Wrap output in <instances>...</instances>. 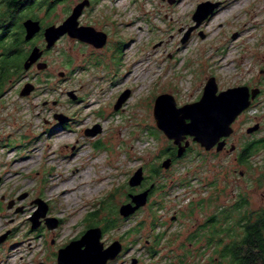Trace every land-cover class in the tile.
<instances>
[{
	"label": "rangeland",
	"instance_id": "obj_1",
	"mask_svg": "<svg viewBox=\"0 0 264 264\" xmlns=\"http://www.w3.org/2000/svg\"><path fill=\"white\" fill-rule=\"evenodd\" d=\"M99 1L85 22L108 31L109 45L92 51L61 40L46 57L55 78L39 84L27 98L12 93L0 101L3 190L29 193L20 201L26 205L21 212L2 205L0 234L10 230V237L0 245V264H57L55 251L88 229L117 226L113 234H122L129 248L125 264L133 256L140 257V264H168L185 241L191 207L195 218L217 212L223 226L231 227L255 221L264 211V146L247 162L240 160L246 143L264 139V95L239 119L231 137L234 152H206L188 136L189 152L170 169L161 163L174 143L154 117L159 95L171 94L179 107L196 102L212 76L219 91L240 85L264 89V0ZM205 1L219 5L194 27L193 13ZM74 2L58 4L48 17L62 19ZM44 10L34 12L43 16ZM58 70L65 75L59 77ZM137 75L146 77L139 80ZM127 89L129 98L114 109ZM70 90L79 100L71 99ZM56 113L67 120L60 122ZM251 119L263 122L254 137L246 132ZM95 126L99 132L86 134ZM141 166L150 182L162 184V191L159 187L136 214L121 216L120 205L135 189L129 179ZM155 166L161 172L153 177ZM88 171L93 177L85 184L81 176ZM37 197L60 220L56 228L32 230L30 217L38 208L32 201ZM223 210L231 214L227 220ZM173 214L178 221H171ZM157 236L162 237L156 245L160 255L151 259L144 248Z\"/></svg>",
	"mask_w": 264,
	"mask_h": 264
},
{
	"label": "flooded vegetation",
	"instance_id": "obj_2",
	"mask_svg": "<svg viewBox=\"0 0 264 264\" xmlns=\"http://www.w3.org/2000/svg\"><path fill=\"white\" fill-rule=\"evenodd\" d=\"M8 1L10 0H0V15L4 14L5 12H8L9 14L8 18H0V35L4 33L6 34L5 37L2 39V41L0 42V73H1V76H3L4 79L6 80V81L4 80V83L1 84L0 101L3 100L5 97L11 96L12 93H16L20 99L27 98L31 96L33 93H36L38 91L39 84H47L48 81L52 77L55 78V76L53 75L55 74L56 71L51 70V67H52L51 62L48 61L46 57L61 40L71 39L74 43H77L81 46H85L92 51L94 50L98 51V50L104 49L107 45H109L108 43H110L111 35L108 31L104 29H98L95 26L89 24L88 22H85V18L88 16V13L91 11V9H93L97 5L99 0H75L73 5L66 9L64 13V17L57 21L53 18H49L48 14L51 13V11L55 8V6H57L58 4H63L67 2L68 0H13L18 4L17 5L18 8L15 9V11H19L17 20L12 18L14 14L13 13L14 8H12L9 11L7 10ZM29 1L32 3V6L23 7V4ZM81 3L84 4V6L81 10L80 16L77 19L78 27H88L89 26V27L95 28L98 31H102L106 33V36H107L106 44L103 47H96L91 43L82 41L79 38H73L70 35L65 34L62 37H60L52 47L48 48L45 35H44L45 29L50 26H59L63 24L64 21L73 13L74 8L80 5ZM38 8L45 9L44 10L45 14L43 16L36 15V13L34 12ZM27 19H33L34 21H38L41 27L40 30L29 39L26 38L27 31L24 26V21ZM36 48L38 49L37 53L39 52L40 56L38 59L33 61L28 68H26L25 65L29 61V57L31 53ZM57 74L59 77H63L65 75V72L62 70H58ZM26 84L33 85L34 89L31 91L29 95L23 96L21 95V91L25 87ZM249 87L251 89L259 88L260 92L255 98L251 99L249 107L246 110H244L236 118V120L232 123V127L234 130L233 133L229 137H222L220 139V142L225 141L226 143L225 146L220 151H218V144H216L212 149L206 150L205 147H202L198 143L206 152L215 151L219 153H223V152L227 153V152H234L237 149V146L236 144H234V142H232L231 137L236 131L238 121L241 118V116L249 112L254 106H257L260 103L264 95L263 88L259 86H249ZM70 91H72L73 94L76 95L77 98L75 100H79L80 96L75 93V90H70ZM70 91H68V95ZM54 102L57 103L58 100H55ZM56 114H60V113H56ZM63 116L66 117V120H67L68 117L65 115ZM262 123L263 122L260 120L255 121L251 119L249 125H247L246 127V132L248 136L254 137L253 135L259 133L263 127ZM255 125L259 126L258 129L253 132H248V129L251 127H254ZM1 131H2V117L0 114V133ZM187 140H189L188 137H187ZM259 140L264 141V139H258L254 141H259ZM192 141H193V138H192ZM190 147L191 146H189L186 149V151L184 152L182 156L187 155ZM232 147H235L234 150H231ZM177 148L178 147L174 144V147L172 148V150H170V154H167L165 158V159L171 158L172 162H171L170 168L176 164L179 158L182 157V156L177 157ZM151 171L154 172V173L152 172L151 176L156 177L161 172V169L155 166V168H153ZM148 181H149L148 177L145 176V179L142 182V184L139 186H136L135 189L132 191V193L130 192L128 194L129 199L125 203L131 202V197H130L131 194L141 193L147 189H150L149 196H148V202H149L150 197L153 196L155 192H160V190L162 191V188H161L162 184H159V183L156 184L150 181L149 183ZM3 185H4V176L0 175V210L2 209L3 204H5V206H7L9 210H14L16 213H18L16 211L18 208H22V210L23 209L25 210L26 205L20 204V201L24 199L26 201L29 197V193L23 192L20 194L11 195V194H8L6 190H3ZM159 187H160V190H157ZM25 193H27V196L25 198L19 199ZM11 201H13L14 204L11 208H9V203ZM148 202L146 205H148ZM192 204L193 203L191 202V205ZM143 207L136 210L130 216L139 212ZM118 212H119V215H121L120 211ZM195 213L196 211L194 210V207H191V210L186 212V214L188 215L187 217L188 223H185V231L187 232L185 241L181 243L180 251L177 252L173 258L170 259V263L168 264H220L221 261L224 259H227V264H230V260L233 261V259L231 258L233 254L231 256L228 255L226 257H223L222 256L223 250L235 249V248H240L244 246H248L249 250L251 248L253 249L254 237L251 236V232L250 231L248 232V229L246 227L223 226L220 216L219 215L217 216V212L209 214L208 216L204 218V220L195 218L194 217ZM47 217L56 218V217L50 216L48 213H47ZM56 219L59 224L60 220L58 218ZM170 219L171 221L176 222L179 220V216L178 214H173L171 215ZM192 219H194V221H192ZM44 226H47V224H46V220L43 218L41 219L40 226L32 230L38 231V230H41ZM100 228H101L100 242L102 243L103 250L109 248L111 245H113L116 242L120 243V247H121V250L117 253V255L113 259H109L106 264H125L127 263L128 260H125L124 258H126L129 248L127 247L125 238L122 234L119 236L118 234H113L112 232L113 230L120 229L119 226L113 227V228H106V227H100ZM49 229H53V228H49ZM7 232H8V236L3 242H0V245L4 244L8 240V238L10 237L9 236L10 230H7L6 232L0 234L1 236ZM161 239H162L161 236H157L154 239V244H152L150 247L144 246L145 247L144 249H147V254L150 256L151 259H156L160 255L159 251L156 248V245L160 244ZM149 242H150L149 240L146 241L147 244H149ZM207 251H213V254L210 255L207 253ZM58 253H56L55 251L54 255L58 256ZM130 259L132 262L131 264H133V261H135L136 264L142 263V260L140 259V257L138 258V257L133 256ZM259 263L264 264V253L262 254V258L259 260Z\"/></svg>",
	"mask_w": 264,
	"mask_h": 264
},
{
	"label": "water",
	"instance_id": "obj_3",
	"mask_svg": "<svg viewBox=\"0 0 264 264\" xmlns=\"http://www.w3.org/2000/svg\"><path fill=\"white\" fill-rule=\"evenodd\" d=\"M172 2V0H170ZM219 2L205 1L197 5L193 20L196 26L200 25L205 19L214 13ZM84 4L76 6L73 13L59 26H50L45 29L44 35L47 47H52L55 42L65 34L73 38H79L82 41L93 44L96 47H103L106 44V33L98 31L93 27H78V17ZM27 34L26 38H31L40 30V24L33 19L24 21ZM192 27V28H194ZM191 28V29H192ZM186 39V38H185ZM37 48L33 50L26 63L28 68L33 61L39 58ZM34 89L33 85L26 84L21 91V95L26 96ZM260 92L259 88H250L247 85L230 87L219 91L216 78L214 76L208 78L201 98L193 103L185 104L181 107L177 106L175 98L169 93L159 95L154 105V117L156 124L166 137L173 141L177 148V157H181L186 149L190 146L187 137L193 138V141L199 143L206 150L212 149L218 144V151L225 146V141H221L222 137H229L233 133L232 123L236 118L246 110L251 102ZM72 99H76V95L72 91L69 92ZM130 90L123 91L117 99L114 109L121 108L123 103L129 98ZM55 117L60 122L66 121V117L62 114H56ZM258 125L248 129L253 132L258 129ZM100 128L95 126L86 130V134L95 135ZM232 147L231 150H234ZM171 158L164 159L161 166L165 169L170 168ZM145 179L143 167H139L129 179V185L136 187L142 184ZM150 189L141 193L131 194V202L122 204L119 211L124 217L133 214L139 208L145 206L148 202ZM27 193L23 194L19 199L25 198ZM33 203L38 205L37 210L30 217L32 223L31 228L36 229L41 224V219L46 220L49 228H55L58 225L56 218L47 217L48 204L41 198H36ZM14 202L9 203V208ZM17 212L22 211L18 208ZM8 236V232L0 236V242H3ZM101 228L93 227L88 229L81 238L71 241L58 253L57 264H106L109 259H113L121 250L120 243L116 242L109 248L103 250L100 242ZM133 264H136L133 261Z\"/></svg>",
	"mask_w": 264,
	"mask_h": 264
},
{
	"label": "trees",
	"instance_id": "obj_4",
	"mask_svg": "<svg viewBox=\"0 0 264 264\" xmlns=\"http://www.w3.org/2000/svg\"><path fill=\"white\" fill-rule=\"evenodd\" d=\"M17 3L13 0H10L7 2V10H11L12 8H14L13 10V16L12 18L17 20L18 19V12L19 11H15V9H17ZM31 7L32 3L29 1L25 4H23V7ZM9 14L8 12H5L4 14L0 15V18H8ZM5 33L0 35V42L2 41V39L5 37ZM4 77L1 76L0 73V89H1V84L4 83ZM6 81V80H5ZM1 91V90H0ZM264 146V141L263 140H259V141H254V142H250L248 144H246L240 154V160L242 163H245L248 161V159L256 154L259 149L261 147ZM245 202V199H243ZM245 204V203H244ZM243 204V205H244ZM238 207L242 208L243 205L237 204ZM226 210V209H225ZM223 215V220H227L231 214L230 213H226L224 212V210L222 211ZM244 218H247V216H245ZM243 227H246L248 229V232H251V236L254 237V246L253 249L251 248L249 250L248 246H244V247H240V248H235V249H229V250H223L222 251V256L226 257L228 255H232L231 258L233 259V261L230 260V264H260L259 260L262 258V254L264 253V211L259 212L257 214V219L255 221H246V223L241 224Z\"/></svg>",
	"mask_w": 264,
	"mask_h": 264
},
{
	"label": "bare ground",
	"instance_id": "obj_5",
	"mask_svg": "<svg viewBox=\"0 0 264 264\" xmlns=\"http://www.w3.org/2000/svg\"><path fill=\"white\" fill-rule=\"evenodd\" d=\"M149 65H150V64H149ZM150 66H151V65H150ZM138 70H140V69H138ZM138 70H137V72H138ZM140 76H142V77H140ZM137 77H138L139 80H140V78L145 79L146 76H143V75H137ZM141 80H142V79H141ZM99 162H100V161L98 160V161H96V162H94V163L97 164V163H99ZM85 175H86V177L81 176V178H84V183L87 184V182H89L90 180H92V177H93V176L90 175V171H88L87 174H85ZM66 182H67V181H64V182H63V185L66 186V184H67ZM91 183H92V181L90 182V184H91ZM88 184H89V183H88ZM63 185H62V186H63ZM77 189H78V187H77Z\"/></svg>",
	"mask_w": 264,
	"mask_h": 264
}]
</instances>
